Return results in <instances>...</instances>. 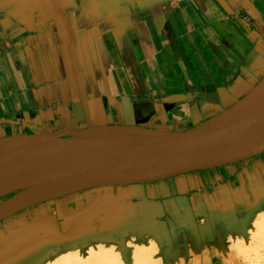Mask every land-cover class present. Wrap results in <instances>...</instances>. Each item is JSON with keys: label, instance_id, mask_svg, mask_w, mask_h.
<instances>
[{"label": "crops", "instance_id": "obj_1", "mask_svg": "<svg viewBox=\"0 0 264 264\" xmlns=\"http://www.w3.org/2000/svg\"><path fill=\"white\" fill-rule=\"evenodd\" d=\"M264 78V0H0V140L102 126L187 131ZM264 153L48 201L0 223V264L153 242L163 264H243Z\"/></svg>", "mask_w": 264, "mask_h": 264}, {"label": "water", "instance_id": "obj_2", "mask_svg": "<svg viewBox=\"0 0 264 264\" xmlns=\"http://www.w3.org/2000/svg\"><path fill=\"white\" fill-rule=\"evenodd\" d=\"M264 153V78L216 118L181 132L102 126L0 140V223L83 191L147 184Z\"/></svg>", "mask_w": 264, "mask_h": 264}, {"label": "rangeland", "instance_id": "obj_3", "mask_svg": "<svg viewBox=\"0 0 264 264\" xmlns=\"http://www.w3.org/2000/svg\"><path fill=\"white\" fill-rule=\"evenodd\" d=\"M262 216H264V214ZM258 217L261 216L259 215L255 217V219L249 224L247 230L241 234V238L236 239L233 243L234 250L241 258L243 264H264V222H262L261 219L259 220ZM133 244H137L139 246L149 245L145 242L138 241L137 243H130L128 246H123L122 248L114 247L111 245L103 246H105L106 248H104L107 250L110 249L111 251L114 250L115 252H119L121 254L122 260H124L123 264H135L133 263V261H135L133 260ZM101 246L98 243H92L85 248L63 250L58 252L54 256H51L42 264H56V262L58 261L57 259L62 257L63 254H67L69 252L71 254H78V257H81L83 259L85 258L86 260L87 256L89 255L88 251L91 250V248H97ZM150 258H152L150 259L152 261L146 260L142 263V260H136L135 262L136 264H163L157 250Z\"/></svg>", "mask_w": 264, "mask_h": 264}, {"label": "bare ground", "instance_id": "obj_4", "mask_svg": "<svg viewBox=\"0 0 264 264\" xmlns=\"http://www.w3.org/2000/svg\"><path fill=\"white\" fill-rule=\"evenodd\" d=\"M264 213L260 214L261 217H258L259 220L261 219L262 222H264V216H262ZM101 246V244H100ZM133 260H142L143 261H152L150 258L153 253L157 250L156 245L153 242H150L149 245L139 246L137 244H133ZM103 247V248H102ZM105 246L97 247V248H91L89 250V255L87 256L86 260L85 258L78 257V254H71L65 253L57 259L58 261L56 264H123L124 260H122L121 254L119 252L111 251L110 249L107 250L104 248ZM77 255V256H76ZM133 261V263L136 264V262ZM139 262V261H138ZM137 262V263H138ZM145 263V262H144ZM156 263V262H155ZM139 264V263H138ZM146 264V263H145Z\"/></svg>", "mask_w": 264, "mask_h": 264}]
</instances>
